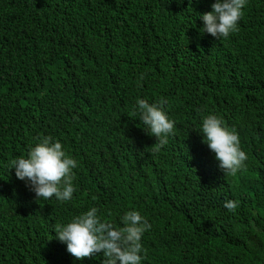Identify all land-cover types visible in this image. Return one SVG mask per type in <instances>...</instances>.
I'll return each instance as SVG.
<instances>
[{"label":"trees","instance_id":"trees-1","mask_svg":"<svg viewBox=\"0 0 264 264\" xmlns=\"http://www.w3.org/2000/svg\"><path fill=\"white\" fill-rule=\"evenodd\" d=\"M187 18L179 0H0V264H103L54 238L89 207L148 219L141 264H264V0L227 38L188 43ZM162 98L174 134L153 152L133 106ZM209 113L239 135L235 175L202 142ZM42 137L77 162L70 201L9 168Z\"/></svg>","mask_w":264,"mask_h":264},{"label":"clouds","instance_id":"clouds-1","mask_svg":"<svg viewBox=\"0 0 264 264\" xmlns=\"http://www.w3.org/2000/svg\"><path fill=\"white\" fill-rule=\"evenodd\" d=\"M179 1L188 16L184 33L188 43L195 40L204 43L205 38L211 40V37L227 38L236 31L247 3V0ZM166 13L168 18L175 16L170 10ZM241 58L249 57L243 55ZM140 79H144L143 73ZM166 103L163 98L153 103L137 99L133 106V115L142 123V129L156 138L151 147L153 152L167 145L174 134V121L165 111ZM198 132L225 175H235L243 169L247 156L241 148L239 135L224 126L219 116L212 113L202 115ZM76 167V160L51 137H42L29 149L27 156H18L9 162L16 178L24 181L38 200L55 198L61 203L73 197V170ZM235 206L231 200L224 204L229 211ZM119 222L121 226L116 227L103 219L96 207H89L81 214L57 223L54 238L78 260L102 253L103 264H141V240L151 224L135 209L124 212Z\"/></svg>","mask_w":264,"mask_h":264}]
</instances>
